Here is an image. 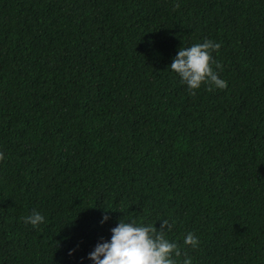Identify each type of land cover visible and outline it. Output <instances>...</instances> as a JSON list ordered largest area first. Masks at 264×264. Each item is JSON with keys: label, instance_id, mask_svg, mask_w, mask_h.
I'll use <instances>...</instances> for the list:
<instances>
[{"label": "trees", "instance_id": "obj_1", "mask_svg": "<svg viewBox=\"0 0 264 264\" xmlns=\"http://www.w3.org/2000/svg\"><path fill=\"white\" fill-rule=\"evenodd\" d=\"M205 40L227 87L193 96L170 64ZM0 152V264H94L132 218L264 264V0H0Z\"/></svg>", "mask_w": 264, "mask_h": 264}, {"label": "clouds", "instance_id": "obj_2", "mask_svg": "<svg viewBox=\"0 0 264 264\" xmlns=\"http://www.w3.org/2000/svg\"><path fill=\"white\" fill-rule=\"evenodd\" d=\"M220 47L219 43L205 40L203 43L179 48L170 69L188 86L190 95L194 96L202 84L208 85L209 91H212L213 86L219 89L227 87V82L220 79L212 67L215 64L216 69L222 70V65L212 57V53L218 52ZM3 159L4 154L0 152V160ZM21 219L24 223L36 227L43 223L45 218L39 212L33 211ZM108 219L109 217L104 215L101 223ZM162 221L160 228L157 229L151 224H138L134 218L120 219L117 226L111 229L110 241L97 243L88 258L94 264H177V258L183 256L180 264H192V259L183 251L181 245L167 238L173 224L167 219ZM183 244L185 247L196 248L199 239L194 233L189 232L184 237Z\"/></svg>", "mask_w": 264, "mask_h": 264}]
</instances>
